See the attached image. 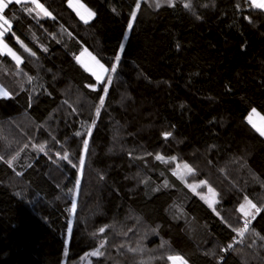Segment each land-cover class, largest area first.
<instances>
[{
  "label": "trees",
  "instance_id": "16d2710c",
  "mask_svg": "<svg viewBox=\"0 0 264 264\" xmlns=\"http://www.w3.org/2000/svg\"><path fill=\"white\" fill-rule=\"evenodd\" d=\"M83 1L88 23L69 0H38L50 16L16 1L3 11L22 63L0 51V264H264V136L247 121L264 113V11ZM245 198L255 221L228 247Z\"/></svg>",
  "mask_w": 264,
  "mask_h": 264
},
{
  "label": "rangeland",
  "instance_id": "374dc122",
  "mask_svg": "<svg viewBox=\"0 0 264 264\" xmlns=\"http://www.w3.org/2000/svg\"><path fill=\"white\" fill-rule=\"evenodd\" d=\"M7 1L9 2V0H3L4 3H8ZM69 5L76 12V14L80 17V19L83 20L84 22L88 23L94 19L95 15L89 18L90 12L95 13L94 10L90 6H88L83 0H69ZM3 11L0 12V17H2V19H0V25L3 26L2 28H0V31H3V36L0 37V51L4 54L9 55L18 64H21L22 63L21 56L18 55L4 40V35L10 29L9 28L10 24L3 23L4 20H7L3 15ZM12 53L15 54V57L19 58V61L16 58H14ZM78 59L86 69H88L90 72H92L97 77V79L100 82H104L105 80L106 81L108 80V69L99 60H97V58L94 55H92V53H90L88 50H84L79 55ZM0 90H3V89L0 87ZM0 97H5V96L0 95ZM247 121L250 123V125L254 129L257 130V132H259L261 135L264 136V134H262V132H264V113H261L257 109H254L249 113L247 117ZM176 166H178L176 173L180 177L181 175H183L186 169H188L187 164H181L180 162L178 163L176 162ZM79 195H80V187H76L73 193L72 204L69 208V215H70L69 216V222H70L69 229H72V224L75 219V212H76L77 205H78ZM207 198H208L207 200H208L209 205H212V206L217 201L215 193H210V195ZM73 205H75L74 208H73ZM249 207H250L249 211H248V208L245 209V213H248V215H245L243 220H245L249 216L255 215V214H252V212H250L251 209L253 210L252 204H250ZM170 260H171V264H189L182 256L174 255L170 257Z\"/></svg>",
  "mask_w": 264,
  "mask_h": 264
},
{
  "label": "snow or ice",
  "instance_id": "6c2138e0",
  "mask_svg": "<svg viewBox=\"0 0 264 264\" xmlns=\"http://www.w3.org/2000/svg\"><path fill=\"white\" fill-rule=\"evenodd\" d=\"M9 2H10V0H9ZM17 2H19V0H17ZM32 2L36 5V8H35V9H28L29 13H31L32 11H37V9H38L39 11H37V15L40 14V11H43V13H44L45 15H49V16L51 15V13L47 12V10L44 8V6H43L42 4H39V3L37 2V0H32ZM161 2L172 3L173 0H156V4H157V6H159ZM253 2H255V0H253ZM7 6H8L7 3H4L3 0H0V12H2L3 9L6 8ZM186 6H189V5H186ZM257 6H258V7H264V4H258ZM137 7H139V5H137ZM94 15H95V13H91V12H90V14H89V18H91V16H94ZM132 16L135 17V13H132ZM0 19H2V17H0ZM3 23H4V24H8L9 22H8L7 20H4ZM2 27H3V26L0 25V28H2ZM2 36H3V31H0V37H2ZM5 47H6V45H5ZM26 50H27V49H26ZM9 51H10V50H9ZM12 55L14 56V58H16V59L19 61V58H18V57H15V54H14V53H12ZM116 60L119 61V60H120V57L117 56V57H116ZM111 71H115V67H113V68L111 69ZM105 91H106V89H105ZM0 95H3V96H9L10 93H8L6 90H0ZM102 104H103V100L101 99V105H102ZM98 111H99V109H97V112H98ZM93 123H94V122H93ZM262 134H264V132H262ZM165 135H170V133H166ZM87 144H88V141L85 140V141H84V147H85V149L87 148ZM38 147L40 148L41 151H43V145H39ZM157 158L159 159L160 157H157ZM13 159H14V158H13ZM9 163H11V161H9ZM81 163H83V161H81ZM245 199H246V203L251 204L250 201H247V198H245ZM74 207H75V205H73V208H74ZM252 207L255 208V205H252ZM241 210H242V211L244 210V205H241ZM257 211H259V209H257ZM245 215H248V213H245ZM248 223H249V222L246 221V222H245V225H244V228L239 230L241 236H242V235L244 234V232L248 229ZM69 231H71V229H69ZM99 231H100V232H103L104 229L101 228V229H99ZM229 247H230V246H229ZM102 254H103V253H101L99 250H96L95 252L92 253V255H102Z\"/></svg>",
  "mask_w": 264,
  "mask_h": 264
},
{
  "label": "built area",
  "instance_id": "2783aa9c",
  "mask_svg": "<svg viewBox=\"0 0 264 264\" xmlns=\"http://www.w3.org/2000/svg\"><path fill=\"white\" fill-rule=\"evenodd\" d=\"M246 221L249 222V223H248V229H249L250 226H251V224L255 221V216H249V217H247V218L243 221V228H244V225H245V222H246ZM248 229H247V230H248ZM247 230H246V231H247ZM246 231L244 232V234L246 233ZM244 234H243L242 236H241V235L236 236L235 239L233 240V242L230 243V244L228 245V247H229V246L232 247V246H234L235 244L240 243V241L242 240ZM222 250H223V252L227 251V247L224 248V249H222Z\"/></svg>",
  "mask_w": 264,
  "mask_h": 264
},
{
  "label": "crops",
  "instance_id": "0c3cea01",
  "mask_svg": "<svg viewBox=\"0 0 264 264\" xmlns=\"http://www.w3.org/2000/svg\"><path fill=\"white\" fill-rule=\"evenodd\" d=\"M12 1H16L17 2V0H11L10 2H12ZM256 7H258L257 5L258 4H264V0H255V2H253V0H250ZM8 2V1H7ZM10 2H8L7 3V5L10 3ZM19 2H24V3H33L32 2V0H19ZM37 2H38V0H37ZM39 3V2H38ZM258 8H260V9H262L263 11H264V7H258ZM10 28V27H9Z\"/></svg>",
  "mask_w": 264,
  "mask_h": 264
}]
</instances>
